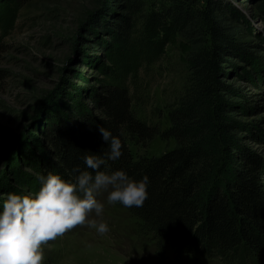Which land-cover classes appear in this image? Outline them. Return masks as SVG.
I'll return each mask as SVG.
<instances>
[{
    "label": "trees",
    "instance_id": "trees-1",
    "mask_svg": "<svg viewBox=\"0 0 264 264\" xmlns=\"http://www.w3.org/2000/svg\"><path fill=\"white\" fill-rule=\"evenodd\" d=\"M28 1L0 0V47ZM121 4L123 11L106 26L107 40L89 42L103 50L90 63L99 74L85 86L74 85L69 99L64 93L54 98L57 104L39 124L49 147L41 154L46 158L28 164L41 165V174L71 178L74 167H86L84 151L107 150L98 130L104 126L120 135L123 146L122 156L108 161L106 170L149 177L148 198L141 207L127 208L160 247L167 244L198 261L264 264V160L247 143L264 140V116L252 123L235 117L264 110V34L255 33V41L235 39L244 19L247 32L252 34L254 26L223 0ZM259 7L264 21V6ZM174 34L189 44L188 75L182 92L167 105L169 123L162 128L143 120L136 109L147 103L142 72L151 75L164 55L165 38ZM240 61L253 68L241 70ZM229 75L253 82L260 96L226 81ZM156 138L172 141V148L160 155L138 153ZM14 175L18 185L30 184Z\"/></svg>",
    "mask_w": 264,
    "mask_h": 264
},
{
    "label": "rangeland",
    "instance_id": "rangeland-1",
    "mask_svg": "<svg viewBox=\"0 0 264 264\" xmlns=\"http://www.w3.org/2000/svg\"><path fill=\"white\" fill-rule=\"evenodd\" d=\"M223 2L231 11L238 9L254 26L252 34L247 32L248 23L242 19L245 25L236 30L235 39L255 41V33L264 34L259 7L264 6V0ZM121 3L122 0H29L17 14L13 30L1 38L0 203L3 194L9 191L38 189L42 166L38 164L35 168L28 163H41L46 158L41 154L49 148L39 124L47 110L57 104L54 98L64 93L69 99L74 85L85 86L99 74L90 63L92 58L103 54V50L98 44L90 46L89 42L107 40L105 33L109 29L106 26L115 14L123 11ZM218 22L226 24L227 20L218 18ZM165 40L164 55L153 72H149L151 75L142 72L147 84V103L136 109L143 120L158 122L162 128L169 123L167 105L177 99L185 84L189 50L187 40L181 35H170ZM238 64L243 66L241 70L253 68L248 62ZM258 70L257 67L255 71L258 73ZM260 75L264 79V70ZM226 81L260 96L261 90L247 78L229 75ZM263 116L264 110L235 115L236 119L251 123ZM247 143L264 160V140L252 139ZM172 146V141L156 138L148 148L138 149V153L160 155ZM136 150L133 146L132 151ZM14 173L23 175L30 184L22 187L15 183ZM106 197L107 191L101 189L97 199L104 204L101 218L109 224V232L100 235L87 224L77 225L42 246L44 264H227L219 258L198 261L179 254L167 244L160 247L150 233L142 231L139 220L127 207L117 203L110 205ZM90 216L96 218L94 212Z\"/></svg>",
    "mask_w": 264,
    "mask_h": 264
},
{
    "label": "clouds",
    "instance_id": "clouds-1",
    "mask_svg": "<svg viewBox=\"0 0 264 264\" xmlns=\"http://www.w3.org/2000/svg\"><path fill=\"white\" fill-rule=\"evenodd\" d=\"M107 150L84 151V169L76 166L71 178L48 171L38 176L35 191H9L0 203V264H44L43 245L77 225L87 224L104 235L109 224L102 219L104 204L97 199L107 191V203L141 207L148 198L149 177L136 178L123 169L107 171L108 161L122 154L119 134L98 126ZM91 169L92 171H89ZM95 213L96 218L90 214Z\"/></svg>",
    "mask_w": 264,
    "mask_h": 264
}]
</instances>
